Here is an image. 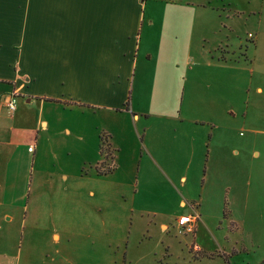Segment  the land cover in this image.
Instances as JSON below:
<instances>
[{
	"label": "rangeland",
	"instance_id": "obj_1",
	"mask_svg": "<svg viewBox=\"0 0 264 264\" xmlns=\"http://www.w3.org/2000/svg\"><path fill=\"white\" fill-rule=\"evenodd\" d=\"M185 1L150 0L145 13L165 16ZM204 3L230 9L216 21L226 26L210 32L206 45L223 43L219 50L213 46L214 58L230 49L235 57L227 60L236 62L201 68L205 75L234 74L230 88L217 98L218 116L230 120L229 126L219 120L209 146L190 167L187 159L169 154L166 145L174 133L166 125L183 95L179 89L173 94L164 79L153 78L167 67H160L161 56L152 53L142 65L150 75L142 78L141 92L127 94L122 112L101 118L117 129L118 168L110 178L122 181L123 189L116 197L109 194L100 211L84 191L60 190L51 198L48 182L33 183L27 202L0 206V264H264V0ZM188 87L184 105L191 98ZM132 113H141L137 122ZM58 120L50 133L63 138L64 127L76 134L72 124L93 118L65 110ZM164 122L156 138V123ZM91 134L96 135L93 127ZM149 150L168 161L166 173L153 167ZM62 160L68 168L77 162L67 153ZM53 161L45 155L44 166L52 169ZM195 212L201 218L194 232L179 229L178 216ZM195 245L200 252L193 250Z\"/></svg>",
	"mask_w": 264,
	"mask_h": 264
},
{
	"label": "crops",
	"instance_id": "obj_2",
	"mask_svg": "<svg viewBox=\"0 0 264 264\" xmlns=\"http://www.w3.org/2000/svg\"><path fill=\"white\" fill-rule=\"evenodd\" d=\"M148 1L0 0V102L17 94L13 111L0 106V206L27 202L31 185H39L42 180L48 182L51 198L60 190L84 191L100 211L109 194L116 197L123 189L122 181L110 178L118 168L117 129L101 118L122 112L127 94L141 92L142 78L150 75L142 65L151 61L152 53L161 56L160 67H167L153 78L164 79L173 94L179 89L183 95L166 125L174 133L166 145L169 154L187 159L190 167L195 156L209 146L208 138L212 139L220 121L223 127L229 126L230 120L223 121L218 116L217 98L220 91L230 88L234 74L205 75L201 68L236 62L227 60L230 55L235 57V51L230 49L214 58L213 46L219 50L223 43L206 45L211 33L226 26L216 21L230 9L209 7L205 0H186L177 4L172 13L159 17L154 11L145 13ZM240 55L247 60L246 54ZM187 87L191 98L184 105ZM174 103L173 100L171 109ZM65 110H76L93 120L87 124L77 120L72 125L78 133L66 126V137H57L50 132ZM140 114L132 113L135 122ZM165 124L156 123V138L161 137ZM86 127L90 134H86ZM92 127L95 136L91 134ZM101 132L109 135L108 160L100 152ZM29 146L33 149L29 150ZM149 152L153 167L166 173L168 161L162 162ZM66 153L77 158L70 168L62 165ZM45 155L54 160L52 169L44 166ZM107 161L115 168L99 173L96 167ZM184 214L187 213L181 215ZM195 214L198 218L190 232L200 223L201 214ZM52 235L58 238L60 233ZM193 250L201 251L197 245Z\"/></svg>",
	"mask_w": 264,
	"mask_h": 264
},
{
	"label": "built area",
	"instance_id": "obj_3",
	"mask_svg": "<svg viewBox=\"0 0 264 264\" xmlns=\"http://www.w3.org/2000/svg\"><path fill=\"white\" fill-rule=\"evenodd\" d=\"M17 94L12 93L4 103L0 102L1 105H5L10 111H13L16 107ZM29 150H32L33 147L29 146ZM198 216L196 214H184L179 216L176 219L177 225L179 229H183L185 231H191L193 229V223L197 220Z\"/></svg>",
	"mask_w": 264,
	"mask_h": 264
},
{
	"label": "trees",
	"instance_id": "obj_4",
	"mask_svg": "<svg viewBox=\"0 0 264 264\" xmlns=\"http://www.w3.org/2000/svg\"><path fill=\"white\" fill-rule=\"evenodd\" d=\"M109 147H110L109 135L106 132H101L99 135V148H100L101 155L106 160H108L111 156ZM114 168H115V165L108 161L105 165L101 163L96 167L98 172L102 174L108 173L112 171Z\"/></svg>",
	"mask_w": 264,
	"mask_h": 264
}]
</instances>
